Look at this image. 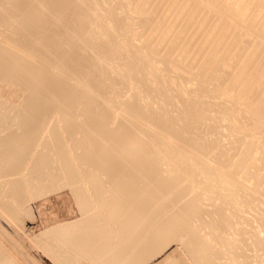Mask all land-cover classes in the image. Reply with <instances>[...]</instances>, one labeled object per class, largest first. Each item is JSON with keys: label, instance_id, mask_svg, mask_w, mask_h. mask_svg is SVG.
Returning a JSON list of instances; mask_svg holds the SVG:
<instances>
[{"label": "bare ground", "instance_id": "obj_1", "mask_svg": "<svg viewBox=\"0 0 264 264\" xmlns=\"http://www.w3.org/2000/svg\"><path fill=\"white\" fill-rule=\"evenodd\" d=\"M263 13L264 0H0V83L26 95L12 165L0 142V213L22 228L29 200L68 187L80 220L31 239L57 264H248L250 247L264 251L243 226V208L264 204ZM112 74L140 101L116 98ZM71 75L92 103L72 96ZM148 86L152 99L140 96ZM50 117L65 126L48 130L26 171L24 149ZM221 128L243 140L224 149ZM239 133L255 140L240 149ZM0 246V264H21Z\"/></svg>", "mask_w": 264, "mask_h": 264}, {"label": "rangeland", "instance_id": "obj_2", "mask_svg": "<svg viewBox=\"0 0 264 264\" xmlns=\"http://www.w3.org/2000/svg\"><path fill=\"white\" fill-rule=\"evenodd\" d=\"M262 17H264V13L262 14ZM7 20H8L9 23L14 22V18H8ZM263 21H264V19H263ZM107 24L108 23L107 22H103V20L100 17H97L95 19V21H94L93 27H95L96 31H98L100 33H104L106 31V25ZM121 31L124 32V27L122 28ZM84 32L85 31H83V33ZM142 43H143V37H141L140 39H137L136 41H134V44L137 45V46H141ZM129 45L130 46H125V49L128 50V52L133 50L132 43H129ZM125 49L124 48L122 49V47H121L120 54H118L119 56L118 55L116 56L115 63H114L116 65V67L120 68V70L124 69V67H125L126 60L125 61L123 60L124 53H127V52H124ZM91 58L95 59V58H98V57L92 56ZM109 79H110L109 80V84L116 89V94H115L116 98L121 100L122 103L126 104V103H130L132 101L133 102L134 101H136V102L140 101V98H138V100H135V98L139 97V96H135L134 95V91L132 90L133 82L131 80L130 81L132 83H130L129 81H121V80L117 81V80H115V77H113V74L109 77ZM68 84H69V89L73 93L72 96L76 95V94H79L81 100L84 101L85 104H90V103L93 102V98L90 97V94H88L86 91H83L84 88L79 86V83L77 81L76 76L71 75L69 77ZM2 86L3 85L1 84L0 85V104H2V105H0V129H1V131H0V142L4 141V139L6 140V143H5L6 146L4 148L7 151V155H9L11 157L10 158H5L3 161L6 164L5 166H8V165H12L13 164V162L15 161L14 159H19L21 157V153L16 156V154L18 153V150H16L17 149L16 143L18 141L17 137L21 136L22 128H18V124H16V122L19 120L18 114H19L20 109L23 107V104L25 103L24 101H25V96L26 95H25V93L23 94V91H20L19 90L20 88L17 87L16 85H15L16 87L14 85H12V84L4 85L3 87ZM143 90H145V91L142 94H140V96L147 95V97H149V99H152L155 96V92H152L149 89V86L146 87V88H143ZM20 95L22 96V98L20 97ZM23 95H24V97H23ZM221 100H222V98H221ZM222 101H224V100H222ZM20 102H22V103H20ZM155 103H156V105H160L156 101H155ZM137 104H139V103H137ZM21 105H22V107H20ZM76 107L77 106L74 105L72 109H75ZM7 109H8V115H7ZM17 109H18V111H17ZM13 110H14V112H12ZM64 111L65 110H62L59 113L60 114L62 113V115H63ZM66 111H65V114H66ZM68 111H71V110H68ZM9 113H10V116H9ZM15 114L17 116L16 119H15ZM118 114H119V116L111 117V121L112 122L118 123L119 118L121 116L123 117V115H127V113H122L120 111H119ZM243 115L245 116L246 114L242 113V115H240V116H242L243 118H246ZM10 117L14 118V120L12 118L11 120H13V121L10 120V122L11 123L14 122L15 126H14V123L6 124V123L9 122L7 120L10 119ZM51 118H53V117H50V118H48L45 121L46 123L50 121L49 123H51V124L47 123L48 126L45 125L44 131L39 130L38 133H37V136L39 135L41 137L43 135L42 138H40V139L38 138L39 136L37 137L40 140V142H39V140L37 138H35V141H33V142H35L36 145H33L34 144L33 143V144L28 146V148L30 146H32V145H33L32 146L33 148H34V146H37L36 147L37 150L32 149V147H30L28 150L24 149L25 155H24V157L22 158L21 161L23 163H25L26 171H28L27 169L30 166L33 167L34 162L32 160H30V159H32L33 156L36 157L38 155V153H39L38 149H40V151H41V149L43 148V150H44V147L41 146V144H42L41 142H45V140L49 141L46 138L49 135L48 130L50 128L58 130L60 128V126H62L61 124H63V123H61L60 125L58 124L56 126L54 124V122L52 123V121H54L55 119H53L51 121ZM240 118L239 119L238 118L235 119V121H233V123H236L238 125V122H239ZM243 118H241V120L245 121L246 119H243ZM140 122L142 124H146L147 120H146L145 117H142L140 119ZM224 122L225 121H222L221 126L226 125ZM226 123L228 125V122H226ZM58 126H59V128H58ZM254 127H255V125L253 124V126L249 127V128L253 129ZM41 128L43 129V127H41ZM223 128H227V127H223ZM223 128H221V131L223 130ZM259 129H257V131H258V133H257V141L258 142H256V143H258L257 146H259L260 141H262V137H263V142H261V143L264 144V132H263L264 130L262 128L260 130ZM155 130H160V128L159 127H155ZM203 130H205V126H204V129H202V131ZM207 130L211 131V129H208V127H206V131ZM3 131H5V132H3ZM40 131H41L42 135H40L41 133L39 134ZM227 131H228L227 129L226 130L224 129L221 133L224 134V132H225L226 137H227L228 133L231 134V132H229L230 130L228 131V133H226ZM43 132H45V134ZM207 132H206V134L209 133V132L208 133ZM262 132H263V134H262ZM250 133H251V131H250ZM230 134L228 136L231 139H229V137L226 138L225 136H224L225 138L223 137L222 139H220L223 135H220L221 137L218 136L219 139H220V142L221 141H225L224 144L226 143L225 146H224V144H222L224 149L227 148L229 150V147L231 145L229 147L228 146L226 147V145H229V142L230 143L233 142L232 140H235L237 137H239V138H241V140H243V138L238 135V132H237L236 136L234 137L235 139H233V135H230ZM44 135H46V136H44ZM203 135H205V134L203 133ZM240 135L243 136V133H241ZM43 137H45V138H43ZM243 137L245 139L244 141H241L240 139H237V140H240L241 143L243 142V144H241V143H239V141H237V142L234 143V146H237L238 145L237 143H239L238 146H239L240 149H242V148L246 147V145H247L246 141L248 142V141H250L252 139L255 140V138L253 136H248L247 135L246 137L245 136H243ZM258 138H259V140L260 139L261 140L259 141ZM41 139L42 140L45 139V140L42 141ZM227 139H228V142H226ZM45 143H47V142H45ZM221 143H223V142H221ZM69 144L71 145V143H69ZM235 144H237V145H235ZM263 144H261V145H263ZM42 145L46 146L47 144L46 145L42 144ZM231 147H233V146H231ZM35 151H36V153H35ZM21 152H22V150H21ZM76 152H77V150H76ZM238 153H239V151H238ZM33 154H35V155H33ZM49 156H51V154ZM60 157L63 160H66L64 158V156L62 157V155H61ZM33 159L35 160V158H33ZM28 161H30V162L28 163ZM25 165H24V167H25ZM261 167H260V169H264V166H261ZM31 168H29V169H31ZM22 170H24V169H22ZM24 172H25V170H24ZM259 174L264 177V170H261L259 172ZM15 177H21V175L12 176V177H10V179H15ZM260 189L261 190L264 189V182H263V185H262V187ZM197 192H195V193H197ZM240 199H246V198H240ZM25 209H26V211H28L26 213H28L29 216L25 215V214H22V212H20V215L21 214L23 215V217H22V215L21 216L19 215L20 218H21L22 226H23L22 228H18V226L14 223V221H12L7 215L3 216L0 213V215H1L0 216V234L2 232H4L5 234H9V236L4 237V238L1 236L0 237V243L2 241V243L5 244V246H7V248H9V249L11 248L10 250H12L13 256L16 257L18 259L19 263H21V264H24L23 261H25V264H27V263H29V264H34L35 263L36 264L37 262H38L37 264H57L58 262H55V260L53 258L50 257L51 258V260H50L49 257H47V254H45V253L43 254L42 249H40L38 247L39 248V250H38V248L35 247L34 242H33V245H32V240H33L34 236H38L40 234L50 233L52 231V229L55 230L58 226H66V225H70V224L73 226L80 220V214H79V211H78L79 209H78V206L76 205V198L72 194V190L70 188H68V187H60L58 190H56L54 192L46 193L44 195H40L38 197H35V198H33V199H31V200H29L27 202ZM243 209H244L243 217L245 218V224H243V226H245L251 232V234H253L254 236H255V234L257 236H259V238L257 236H255V238L264 240V223L261 221V219H262V210H264V204L263 203H259L257 200H255L254 203L246 205ZM23 213H25V212L23 211ZM8 237H11V238H8ZM11 239H13L15 242L10 243L12 241ZM6 240L8 242H6ZM30 242H31V244H30ZM251 242H253V241H251ZM9 243L12 246L10 245V247H9L8 246ZM15 244H17L18 246L15 245ZM12 247H15V248H12ZM21 247H23V248H21ZM22 249H23V252H22ZM40 250H41V252H40ZM17 251H18V253L20 255L17 253ZM19 251H21V252H19ZM15 253H17V254H15ZM21 253H22V257H21ZM248 254H249L248 264H260V263L264 262V251H263V246L262 245H260L258 247H255V249L254 248L251 249V247H250V251L248 252ZM31 259H33V261H31ZM28 260H30L32 263L30 261H28Z\"/></svg>", "mask_w": 264, "mask_h": 264}]
</instances>
